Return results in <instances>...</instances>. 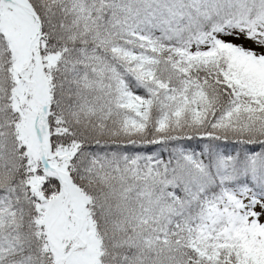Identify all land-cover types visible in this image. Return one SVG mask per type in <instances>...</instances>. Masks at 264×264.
Wrapping results in <instances>:
<instances>
[{"label":"snow or ice","instance_id":"1","mask_svg":"<svg viewBox=\"0 0 264 264\" xmlns=\"http://www.w3.org/2000/svg\"><path fill=\"white\" fill-rule=\"evenodd\" d=\"M0 264H264V0H0Z\"/></svg>","mask_w":264,"mask_h":264}]
</instances>
